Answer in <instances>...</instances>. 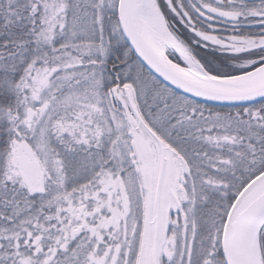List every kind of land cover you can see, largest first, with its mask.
<instances>
[{
	"label": "snow or ice",
	"instance_id": "6c2138e0",
	"mask_svg": "<svg viewBox=\"0 0 264 264\" xmlns=\"http://www.w3.org/2000/svg\"><path fill=\"white\" fill-rule=\"evenodd\" d=\"M0 264H264V0H0Z\"/></svg>",
	"mask_w": 264,
	"mask_h": 264
}]
</instances>
